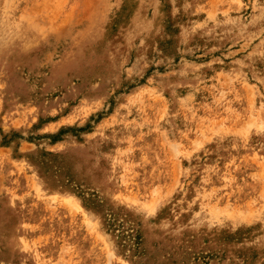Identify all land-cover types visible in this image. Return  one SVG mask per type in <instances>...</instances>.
<instances>
[{
	"label": "rangeland",
	"instance_id": "1",
	"mask_svg": "<svg viewBox=\"0 0 264 264\" xmlns=\"http://www.w3.org/2000/svg\"><path fill=\"white\" fill-rule=\"evenodd\" d=\"M0 264H264V0H0Z\"/></svg>",
	"mask_w": 264,
	"mask_h": 264
}]
</instances>
